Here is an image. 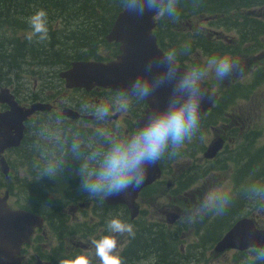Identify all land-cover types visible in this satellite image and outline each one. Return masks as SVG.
<instances>
[{
    "label": "rangeland",
    "instance_id": "obj_1",
    "mask_svg": "<svg viewBox=\"0 0 264 264\" xmlns=\"http://www.w3.org/2000/svg\"><path fill=\"white\" fill-rule=\"evenodd\" d=\"M91 0H80L84 5L87 4ZM189 1V0H187ZM89 7L86 12L89 15V10L93 6V3L89 2ZM225 6V5H224ZM47 4L37 3L36 5L29 6H21L19 10L13 12L15 16L7 18L4 22H0V31L4 25H10L12 28L17 27V31L13 34L15 37L24 40L27 38L28 33L31 31V27L29 24V18L33 16L40 10H44L46 12ZM217 9V10H214ZM223 8V7H221ZM229 10L227 12L223 11L218 7H204V6H195L193 10H191L188 6H182L178 10V16L175 19H168L169 25L171 26V30L175 34L174 41H168L170 48L177 52V57L181 60L185 61L187 64H192V66L196 65H206V59L193 58L190 55L191 45L196 46L195 43L200 38L191 37L195 33L198 32L197 28H202L201 31L205 32V35H208L210 38L212 34L208 32L215 29V27L208 21V15L205 18H195V16L191 15L190 17H185L181 21L183 14H189L191 11L193 13L200 14H225L228 13L235 8L229 5ZM34 9V10H33ZM111 11L104 12L105 18L111 17ZM47 13V12H46ZM57 16H60V13L57 14H48L47 13V27H48V39L44 41H40L38 37H34L32 41H30L28 48L34 52L35 58H30L34 60V62L39 63L38 70L35 69L34 72H31V67L33 66L30 61L23 60L27 56H23L19 58L17 62H13V64H9L10 61L4 60L1 58V53L8 48L7 52L11 51L12 46L9 40L5 41L1 38L0 41V66L3 67L4 70L12 71L11 75H2L0 76V88L7 86V89L12 91V87L10 85H15L17 89L22 93L19 94L18 100L21 104L25 105L26 101L24 99V95L28 93H24V88L26 86L27 91L31 92V94H39L42 90H45L48 97V102L51 103V91L57 92L59 87L61 86V82L57 79V72L60 68L64 67V61L67 59L69 55H78L83 57V54L91 52L93 49L99 46V42L97 40V34L99 33L100 27L98 25L88 26L85 30L91 34L93 37L86 33L81 35H73L71 37V33H63V31L68 28L67 25L70 26L72 30H78L83 28L85 25V20L83 18L77 17L75 19H68L67 22H64L63 28L60 31H56L53 29L52 21ZM112 19V18H111ZM223 24L231 25L228 21H223ZM51 28V32L49 31ZM253 32V31H250ZM96 34V35H95ZM186 35V37H185ZM71 40H68L70 39ZM211 40V39H210ZM264 43L263 39H259ZM77 44L88 43V46H77ZM212 41V40H211ZM201 42H203L201 40ZM245 42L240 44V48L238 49V54L246 53L244 50ZM201 46V45H200ZM23 47V46H21ZM18 45L13 49H16V53L21 48ZM25 48V47H24ZM254 50L253 47L249 48V50ZM112 51H109L108 47H104L100 50V54L102 56H107ZM261 50L254 51V54L260 53ZM46 55V57H45ZM17 73L19 75V79L17 78ZM20 73H28L29 77H25ZM32 81L33 84L31 88L28 87V82ZM245 80H249L247 76L240 77L239 79L232 81L229 78L220 79L215 76L214 72H209L208 76L202 81L212 89L220 92L221 101L220 105L223 106L226 99V92H229L230 99L228 100L226 107L224 109V113L218 115L215 113L216 121H219L218 126L222 127L224 124H233L232 115H236L237 117H241L240 124L236 134H239V129L241 122L245 119V116L239 112L241 108L244 111L251 112L252 114L257 116V130L259 132V145L262 150H259L256 156L252 155L246 158L245 164L238 171V175L234 171L233 166L230 164L229 170L225 173L223 169L218 170V176H216L218 187H221L223 190H230L232 194V202L226 212L223 215H216L214 213H209L204 216L202 219H197L195 222H190L186 216L190 211H194L203 198L204 194L213 186V180L209 179L210 175L202 176L200 175L194 182L191 189L186 190L189 194L195 193L190 196H185L184 192H173L168 191L166 184L170 181L174 188H177L176 182L173 178H168L162 185L159 186V190L162 189L160 194H156L153 196H148L146 193H142L138 200V204L141 210L139 217L135 221H131L130 216L122 221L127 224L133 225L134 231L138 228L139 221L146 222H159L156 229H160L164 232L163 240H160L153 236H147L143 238H139L138 243L140 246L143 244L144 239H148L149 248L141 251L137 257H132V260H129V255L127 256L126 263L123 264H254L260 261H249L248 257L252 252L244 255L242 253H236L235 251H229L220 253L216 255L214 251L215 244L220 240L221 235L227 232L239 219L245 216H252L257 214V224L264 228V202H253L247 198L245 193V189L248 186L250 181H254L255 183L264 184V175L260 177L251 178L249 174L253 172L252 166L259 167L260 173L264 170V97H260L261 93L264 92V83L262 86H253L245 84ZM27 84V85H26ZM63 85H65L63 83ZM116 94L112 93H100L99 95H94L93 98L102 101H107L110 98L114 97ZM54 100L68 107H77L78 102H83L84 99L77 92H70L69 94L58 91L57 94L54 95ZM90 96L86 97V100L89 101ZM73 104V105H72ZM131 107L133 109V114H140L143 110V104L140 100L132 99ZM0 106V112H1ZM85 114V113H84ZM129 114V111L126 113H121V117L119 120L113 122V128L123 127L124 126V118ZM231 115V118L228 120L224 119ZM92 127L87 124H71V123H57V117L52 116L51 114H38L31 121L29 127L32 129L31 137L29 140V148L33 150L31 162L38 161V155L44 156L47 152L48 159H51V149L43 146L46 138L51 139V132H53V136L61 137L64 140L66 134H74V128L78 127ZM207 129H202L197 132V134L192 138L191 141H186L185 145L180 149L179 153L174 157L170 158L168 154H166L165 159L170 160L175 170L180 169L184 170L187 168L189 164L193 166H197L202 168L203 170H207V162H203L204 160L203 153H200L205 149L210 143V140L214 138L215 133L208 129L209 127L204 125ZM34 127H37L34 129ZM106 129V128H104ZM107 130V129H106ZM135 131V129H133ZM222 132H228L227 130H222ZM123 136L126 135L124 131L122 132ZM38 142V144H37ZM97 142V139L93 141V144ZM43 143V145H42ZM229 149H236L233 147V144L230 142L227 143ZM61 146L58 145L57 150L60 149ZM62 154V152H61ZM8 161L12 168V173L20 172L22 174L25 173L26 160L23 158H19L16 154L8 153L7 154ZM45 162V166L47 164ZM77 171H79L82 167L80 163ZM223 173V174H222ZM256 173V169L254 170ZM58 175L62 180L63 184H61V188L67 187L68 183L70 185L69 192L72 196L73 200L79 201H94L96 203V212H93V208H78L76 211H73V207H79L80 204H76L74 206L69 207L65 212V217H61L60 219L54 214V207L51 203V208L49 209V216L52 218L54 225L56 228H51L47 225L45 233L49 235V238H44L43 240L37 243V246L42 245L40 248L43 250H47L49 247H57L58 242L64 235L66 230H75L76 235H81L82 229L79 228L84 221L89 220L90 217H94L97 221H102V218L106 221H110L111 219H115L121 212L118 209L106 210L102 205V201L104 202V198H90L87 193L79 192V187L77 185L72 186L73 182H67L65 180L66 173L60 172ZM171 177V176H170ZM252 179V180H251ZM1 182V178H0ZM81 183V181H79ZM39 190V195L41 194ZM35 198L32 197V193L29 195L26 193L24 186L16 193L11 199V204L17 208L20 206H27L32 204V201ZM38 200V199H37ZM48 202V201H47ZM49 203V202H48ZM258 203L259 207L255 209V204ZM33 205V204H32ZM255 209V210H254ZM164 210L174 211L180 213V219L175 224H170L167 222V217L164 214ZM252 213L249 215L250 211ZM62 220V221H61ZM51 229V232H50ZM181 230L178 232V239L175 238V233L177 230ZM41 233V232H39ZM110 235H114L110 233ZM128 234H125L127 236ZM215 236V237H214ZM209 237H214L208 241ZM124 238V237H123ZM119 240L120 248L123 246L122 239ZM94 239V235H88L81 238V241L85 244L89 243ZM152 244H155V247H152ZM203 245H205V249H203ZM69 248L65 249L64 252L58 251L59 254L66 259H74L77 256L85 255L86 250L81 248L80 250H76L72 253L69 252ZM38 248H33L30 252H37ZM134 249L132 250V252ZM50 251L43 252V259L47 260V255ZM186 255L187 257H180L176 254ZM88 257V256H87ZM97 258V257H93ZM36 259L33 258L28 263H35ZM93 264H100L99 260L95 261Z\"/></svg>",
    "mask_w": 264,
    "mask_h": 264
},
{
    "label": "clouds",
    "instance_id": "obj_2",
    "mask_svg": "<svg viewBox=\"0 0 264 264\" xmlns=\"http://www.w3.org/2000/svg\"><path fill=\"white\" fill-rule=\"evenodd\" d=\"M124 7L139 16L151 13L153 19L178 16L177 6L180 0H121ZM198 3L199 0H194ZM31 31L27 39L32 41L38 37L40 41L48 39L47 13L40 10L29 18ZM240 69L238 60L229 55L211 57L206 65H196L181 68L177 63V52L171 50L151 57L144 65L141 74L124 85L118 93L107 101L93 105H85L97 121L111 119L113 113H126L130 109L132 99H148L163 89H170L167 102L147 114L135 131L124 136L112 135L108 130L95 129L97 142L95 145L78 137H73L71 143L57 136L53 142L60 145L64 157L81 162L79 172L81 190L90 198H104L118 195L129 188H138L148 178L151 166L167 153L169 157L176 156L186 141L200 130L203 104L208 92L202 87V81L209 72L224 79ZM242 70V69H240ZM60 120L57 118V123ZM68 163V161H67ZM64 158L53 157L47 161L43 176L53 178L62 172L65 166ZM250 201L264 202V184L252 183L245 189ZM232 202L230 190L221 187H211L194 211L186 218L190 222L202 219L209 213L223 215ZM108 230L113 234L135 235L133 225L120 219H111L107 223ZM95 256L100 264H123L117 254L118 241L115 235H105L91 241ZM252 255L249 261H264V246H249ZM59 264H91L85 255L74 259H64Z\"/></svg>",
    "mask_w": 264,
    "mask_h": 264
},
{
    "label": "flooded vegetation",
    "instance_id": "obj_3",
    "mask_svg": "<svg viewBox=\"0 0 264 264\" xmlns=\"http://www.w3.org/2000/svg\"><path fill=\"white\" fill-rule=\"evenodd\" d=\"M247 1L246 3H244ZM242 2L240 7H236L234 10L225 13L223 15L218 14V13H213V14H206L208 15V21L215 27V29L210 31V34H212L211 38H208V40L201 39L203 41L202 47L210 54H212V57H223L225 55H229L233 57L234 59L238 60L240 69L234 71L230 76V80L235 81L239 79L240 77L247 76L249 80H245V84L249 85L250 87L253 86H262L264 83V43L261 42L259 39H263L264 37V0H245ZM238 5V6H239ZM189 15V14H188ZM191 15L195 16V18H205V14H200V13H191ZM187 15H182V18ZM181 18V19H182ZM181 19L179 21H181ZM223 21H228L231 23V25L223 24ZM253 31V32H250ZM201 32H197L195 35L192 37H197L200 38ZM212 41H211V40ZM242 42H245L244 50L246 53L244 54H238L237 51L240 48V44ZM253 47V51L249 48ZM261 50L260 53L254 54V51ZM100 92L99 90H95L92 93H98ZM226 99L223 105L222 110H218V115H221L224 113V109L226 107V104L228 100L230 99L229 92L225 93ZM260 97H264V92L261 93ZM98 102H95L93 100H90L88 103L84 104L82 107H78L79 110H77L79 113L82 114V112H89L85 111L84 107L85 105H93L97 104ZM1 112L8 110V106L5 104H2L1 106ZM215 112V113H216ZM239 112L245 116V119L241 122L240 129H239V134H236L241 117H237L236 115H232L233 119V124H224V128L228 131L225 133H221L219 128H218V123L219 121H216L215 119V113L212 114L208 119L207 122L211 125V131H214L215 137L214 139L210 142V144H213L216 141H221L224 142L226 139L230 142V144H233V147H236V149H229L228 144L224 145V148H222L213 158H206L204 160H201L203 162H207V170H203L200 167L193 166L192 164H189L186 169L180 170L177 169L175 172V168L172 165L170 160H166L165 156L161 158L160 160V166L162 167L163 170V176L161 179L155 181L151 187L145 188L142 190L141 193H146L148 196H153L156 194H160L162 192V189H158L160 185H162L167 177L172 176L176 182L177 188H173V192H184L185 196H190L192 197L193 194H189L186 190L191 189L193 186V182L200 176H205V175H210L209 179L213 180V186L212 187H218V182L216 179V176L219 175L217 172L218 170L223 169L224 172H227L229 170L228 165H232L234 168V171L238 175V171L241 170L243 165L245 164V159L254 155L256 156L259 150H262L260 145H259V132L257 130V116L252 114L251 112H247L242 110L241 108L239 109ZM90 113V112H89ZM231 118V115L226 117L224 119L228 120ZM64 120V119H63ZM83 120V119H79ZM77 120V121H79ZM202 122V121H201ZM200 128L202 129H207L202 123L200 124ZM69 137L71 134H67ZM54 143V142H51ZM208 146V145H207ZM205 146V148L207 147ZM59 153L63 152V150L60 148L58 149ZM206 151H201L200 153L205 154ZM175 157V156H174ZM170 157V158H174ZM81 162L78 163V165ZM7 167L8 166H3ZM253 172L249 174V176L253 179L256 177H260L261 175H264L263 172L260 173L259 167L252 166ZM256 169V173H254V170ZM264 170V168L262 167ZM222 173V174H223ZM251 179V180H252ZM255 183L254 181H252ZM168 186H170V183H167ZM4 187V182H0V189H3ZM9 193L10 191L6 189ZM11 195V194H10ZM16 196V194L14 195ZM11 196V199L14 197ZM140 198V197H139ZM138 198V200H139ZM137 199V198H136ZM137 200V205H135V210L131 211L128 206L124 204H119L117 206L110 205L106 203L104 200L105 206L104 209L106 210H111V209H118L121 213L116 216L115 219H120L121 221H124L128 215L130 216L131 221H135L139 215L141 210L138 204ZM32 204L34 206L38 205V200L33 199L31 200ZM51 201H53V207H54V214L60 219L61 217H65V209L73 206V203H67L63 197L60 195L53 196ZM84 204V203H79ZM79 205L78 208H83ZM259 207V204H255V209ZM84 208H88L90 210V207L88 204H85ZM254 209V210H255ZM93 212H96V205L93 208ZM164 214L167 217V222L170 224H175L179 221L180 219V213L179 212H174V211H168L164 210ZM258 216L255 214V217ZM101 219L103 221H97L94 217H90L89 220L84 221V223L79 227L82 229L81 235H76L75 230H65L64 235L58 242L57 247H49L47 250H43L40 248L42 245L37 246L34 244H30L29 246H26L24 248L23 252V257L26 262L31 261L33 258H38V261L40 258H43L44 254L43 252L50 251L49 254L47 255V259L49 260L48 262H43L45 263H50V264H59L61 260L66 259V257H63L59 254L58 251L64 252L65 249L69 248V252L67 253H72L76 250H80L83 248L86 250V254L91 262L93 264L95 261L99 260L98 258H93L95 256V249L92 246L91 241L87 244L83 243L81 241V238L88 236V235H94V239H100L102 236L105 235H110V231L107 228V223L108 221L104 220L102 216L100 215ZM62 221V220H61ZM138 228L136 231H134L135 235H119V234H114L116 236V239L118 241V246H117V254L122 258L123 263H126L127 261V256L131 255L132 250L134 249L135 245L137 244L139 238L147 237V236H153L156 237L160 240H163L164 238V232L160 229H156L159 222H146V221H139L138 223ZM51 226L53 228H56V226L53 223V220L51 219ZM232 228V227H231ZM230 228V229H231ZM57 229V228H56ZM229 229V230H230ZM228 230V231H229ZM227 231V232H228ZM178 232H181V230H177L175 233V238L178 239ZM225 232L223 235H221L220 240L223 238V236L227 233ZM124 237V238H123ZM215 237V236H214ZM214 237H209L208 241L211 240ZM122 239V244L123 246L120 248L119 240ZM39 238L36 239L38 241ZM219 240V241H220ZM218 241V242H219ZM217 242V243H218ZM216 243V244H217ZM215 244V246H216ZM214 246V249H215ZM38 248L39 251L33 253L30 252L33 248ZM203 249H205V245H203ZM251 250V249H249ZM215 251V250H214ZM233 251V250H229ZM236 253H242L244 255H247L248 253L252 251H244L240 252L238 250H234ZM228 252V251H227ZM216 255L220 254L215 251ZM176 254V253H175ZM178 255V254H176ZM139 258V256H137ZM182 257H187L186 255H183ZM100 263V262H99Z\"/></svg>",
    "mask_w": 264,
    "mask_h": 264
},
{
    "label": "water",
    "instance_id": "obj_4",
    "mask_svg": "<svg viewBox=\"0 0 264 264\" xmlns=\"http://www.w3.org/2000/svg\"><path fill=\"white\" fill-rule=\"evenodd\" d=\"M151 13L139 16L124 8L121 11L110 33L109 42L120 44V53L109 62L77 61L71 67L60 73L68 89L104 88L118 92L124 85L133 80L147 61L154 56L165 53L158 44L154 33L157 26L156 19ZM181 68H185L180 65ZM207 90L208 97L203 104L201 117L213 106L217 94L202 84ZM170 89L159 90L154 97L144 99L148 104L144 115L138 119V126L145 116L167 102ZM0 102L7 103L9 109L0 112V155L9 148L18 147L25 130L24 122L36 111H50L51 106L35 103L30 107L19 105L14 95L7 89H2ZM76 119L78 114L71 110L63 112ZM221 149V143L211 146L205 157L213 158ZM5 164L4 160H1ZM161 177L159 161L148 170V178L138 188H129L118 195L109 196L106 202L110 205L124 204L131 211L135 210V200L139 193ZM9 194L0 193V264H25L21 257L24 245L31 244L37 230L44 228V218L26 209H13L8 203ZM264 246V228H260L253 218L239 220L216 244L215 251L223 253L227 250L246 251L251 245ZM39 264V263H38Z\"/></svg>",
    "mask_w": 264,
    "mask_h": 264
},
{
    "label": "trees",
    "instance_id": "obj_5",
    "mask_svg": "<svg viewBox=\"0 0 264 264\" xmlns=\"http://www.w3.org/2000/svg\"><path fill=\"white\" fill-rule=\"evenodd\" d=\"M245 0H199L198 3L194 2V0H180V3L177 6V10H179L182 6H188L191 10L195 6H204V7H218L219 9L223 10L220 12H227L229 10V5L232 6V8L240 7L247 1ZM249 1V0H248ZM89 2L93 3V6L89 10V15L86 12V10L89 7ZM87 4H83L80 2V0H0V22H4L7 18L15 16L13 12H16L19 10L21 6H29L31 4L36 5L37 3L40 4H47L46 12L48 14H57V12L60 13V16H57L55 19H53L52 24H53V29L56 31H60L63 28L64 22H67L68 19H75L77 17L83 18L85 20V25L83 28H80L78 30H72L69 25H67L68 28H66L63 33H71V37L73 35H81L83 34H88L90 38L93 37V34L87 32L85 30L86 27L88 26H93V25H98L100 27L99 33L96 35L97 40L99 42V46L95 49H93L91 52L83 54L81 56L78 55H69L67 59L64 61L65 66L60 68L59 71L57 72V75H59V72L64 70L65 68L69 67L72 62L75 61H86V60H98V61H107L109 59L115 58L116 55L119 53V46L116 44H110L106 41V35L110 32L114 21L117 17V15L125 8L121 0H91ZM244 2L243 4H241ZM241 4V5H239ZM225 5V6H224ZM239 5V6H238ZM223 7V8H221ZM34 10V9H33ZM214 10H217L214 8ZM106 11H111V17L110 18H105L104 12ZM193 13V11H191ZM189 13V14H191ZM112 18V19H111ZM168 19L170 18H159L157 19V28L155 30V34L158 38V42L161 46V48L167 53L171 51L172 49L170 48L169 45V40L174 41L175 39V34L171 30V26L169 25ZM17 27L12 28L10 25H4L2 27V30L0 31V41L1 38L5 41L9 40L11 42L12 49L11 51L7 52L8 48L5 49L3 53H1V58L4 60L10 61L9 64H13V62H17L19 58L23 56H27L25 59L26 61H30L32 63V71L34 72L35 69L38 70L39 68V63L34 62V60L30 58H35L34 52H32L31 49L28 48L30 41L26 38L24 40H21L17 37H15L13 34L17 31ZM49 31L51 32V28H49ZM68 40H71L68 39ZM72 41V40H71ZM75 43V41H73ZM77 46H88L90 44L88 43H82L77 44ZM203 42H201V39L197 40L195 45L193 46V49H199L201 50L202 56L203 57H209V53L202 47ZM18 45L21 47L18 50V53H16V49L13 51V49ZM201 45V46H200ZM25 47V48H24ZM108 47L109 51H112L109 53L107 56H102L99 52L102 48ZM46 57V55H45ZM177 62L179 64H183V60L177 57ZM11 75L12 71L10 70H4L3 67L0 66V76L2 75ZM25 77H29L30 74L28 73H20ZM56 75V76H57ZM17 78L19 79V75L17 73ZM33 82L29 80L28 82V87L31 88ZM27 85V84H26ZM9 85H6L7 87ZM12 87V91L15 94V96L18 98L19 94H22L15 85H10ZM27 92V95H24V99L27 100L25 105H30L35 102H48V95L46 94L45 90H42L41 93L39 94H31V92L27 91V88L25 86L24 88V93ZM143 104V107L145 109L146 103L144 101H141ZM204 122H202L203 124ZM201 124V123H200ZM35 131V130H34ZM33 131V132H34ZM76 131V132H75ZM32 132V134H33ZM73 132L74 134H71L69 137L67 134L64 138V140H67L68 144L71 143V140L73 137H78L80 139H83L85 141L93 143L95 139H97L95 135V129H88V128H83V129H75ZM30 137L27 133L25 140L23 142V146L21 150L15 151L14 153L17 154L20 158H23L26 160V171H27V176L26 177H21L20 173H16L15 177L13 179H10L7 181L3 177L4 181V187L10 191L11 196H14L17 192V190L22 188V185L25 184V191L29 195L32 193V197L35 199H38V205L34 206L32 204H29L27 206H20V208H27L31 211H35L37 213L44 214L46 216H49V209L51 208V203L53 205V201H51L53 196L60 195L65 199L67 203H74L79 200H73L72 196L69 192L70 185L68 183L67 187L61 188V184H63V180L58 176L55 175L53 178L48 177V176H43V170L45 167V162L48 159V154L47 152L45 153L44 156L38 155V161L37 162H31L33 161L32 159V153L33 150H30V148H36L35 147H30L29 148V140ZM46 148L51 149V159L55 157L56 159L64 158L65 163H68L63 166V172L66 173L65 180L67 182H73L72 186L74 188L75 185L79 187V192H82L81 190V181L80 176H79V171L78 169V163L80 161L71 159V156L68 155L67 157H64V151L59 153L57 150L58 144L56 143H51L48 141L46 143ZM62 149V148H61ZM63 150V149H62ZM29 177H31L29 179ZM253 182L250 181L248 185L252 184ZM39 190H44L40 191L41 194L39 195ZM49 203H48V202ZM102 205L105 206L104 202L102 201ZM52 219V218H51ZM138 243V242H137ZM155 244H152V247H155ZM149 248V241L148 239L143 240V244L140 246L139 244L134 247L133 253H131L129 260H132V257L138 256V254L141 251H144L145 249ZM251 255V254H250ZM178 256L182 257L183 255L180 253ZM165 264V262H163ZM254 264H264V261H260L258 263Z\"/></svg>",
    "mask_w": 264,
    "mask_h": 264
},
{
    "label": "bare ground",
    "instance_id": "obj_6",
    "mask_svg": "<svg viewBox=\"0 0 264 264\" xmlns=\"http://www.w3.org/2000/svg\"><path fill=\"white\" fill-rule=\"evenodd\" d=\"M105 204V203H104ZM149 237V236H148Z\"/></svg>",
    "mask_w": 264,
    "mask_h": 264
}]
</instances>
